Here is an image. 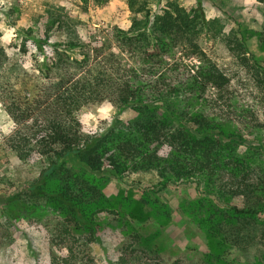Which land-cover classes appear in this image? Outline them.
Returning a JSON list of instances; mask_svg holds the SVG:
<instances>
[{"label":"rangeland","instance_id":"1","mask_svg":"<svg viewBox=\"0 0 264 264\" xmlns=\"http://www.w3.org/2000/svg\"><path fill=\"white\" fill-rule=\"evenodd\" d=\"M175 7L194 18L191 35L201 53L179 39L171 56L193 68L191 74L212 63L227 77L220 93L209 86L189 88L155 112L167 122L166 133L183 132L197 148L182 149L164 134L138 145L135 157L114 169L108 157L119 142L142 134L134 124L140 111L119 112L108 102L83 107L84 130L109 134L103 167L92 171L68 158L43 185L51 194L70 186L67 197L79 217L56 196L27 190L49 163L20 160L4 145L11 125L0 103V264H63L69 247L75 251L73 264L88 257L94 264H119L124 256L130 264H264V2L3 0L1 71L37 74L41 51L35 40L48 27L51 41L70 35L85 41ZM5 29L12 31L9 39ZM188 80L185 72L175 83ZM89 114L96 119L85 123ZM197 119L205 120L203 126ZM204 143L213 149L199 148ZM200 153L206 162L196 160ZM234 208L254 213L238 214Z\"/></svg>","mask_w":264,"mask_h":264},{"label":"trees","instance_id":"2","mask_svg":"<svg viewBox=\"0 0 264 264\" xmlns=\"http://www.w3.org/2000/svg\"><path fill=\"white\" fill-rule=\"evenodd\" d=\"M186 13L175 7L174 11L165 10L153 19L151 16L145 20L134 19L127 30L115 26L108 30L107 37L92 35L85 41L76 35L51 41L52 27H48L45 36L35 40L41 51L36 57L35 75L17 68L8 70L7 74L1 71L5 55L0 47V103L11 125L3 136V143L20 160L44 158L49 163L41 179L27 190L56 196L82 217L75 202L67 197L70 186L65 189L67 193L62 190L51 194L43 185L47 182L46 176L59 170L68 158H77L92 171L103 167L109 134L87 133L79 119L80 110L92 104L108 102L119 112L133 107L140 111L134 124L142 133L141 138L119 142V148L108 157L114 169L119 163L134 158L138 145L142 146L146 140H160L164 134L182 149L197 148L183 132L166 133L167 122L155 114L159 108L181 99L189 88L205 90L209 86L220 93L227 84V77L214 64L204 63L191 74L193 68L171 56L173 42L179 39L194 48L195 53H201L191 35L194 18ZM202 20H205L203 16ZM185 72L189 80L175 83L176 76L183 77ZM203 122L197 119L195 123L203 126ZM227 138L242 141L237 136ZM207 145L201 144L199 148L213 149ZM154 156L144 159L149 157L151 161ZM196 160L206 162L208 157L200 153ZM244 182L240 181V186ZM234 210L243 215L254 213L251 209ZM69 254L63 264H73L72 247ZM82 264H94V261L88 257ZM119 264H130V261L124 256Z\"/></svg>","mask_w":264,"mask_h":264},{"label":"clouds","instance_id":"3","mask_svg":"<svg viewBox=\"0 0 264 264\" xmlns=\"http://www.w3.org/2000/svg\"><path fill=\"white\" fill-rule=\"evenodd\" d=\"M0 3H3V0H0ZM6 8H7V6H5V10H6ZM11 35H12V31H10V30H7V29H5V36H4V38L5 39H9L10 37H11ZM104 110L102 109L101 110V112H103ZM95 120L96 119V117H94V116H92L91 114H89L86 118H85V123H87V121L88 120ZM5 131H8V128H6L5 129Z\"/></svg>","mask_w":264,"mask_h":264}]
</instances>
